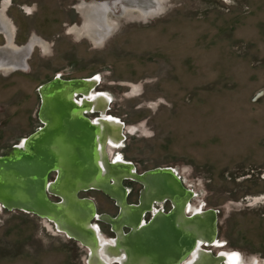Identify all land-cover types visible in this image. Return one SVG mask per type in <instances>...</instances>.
Segmentation results:
<instances>
[{
  "label": "rangeland",
  "instance_id": "rangeland-1",
  "mask_svg": "<svg viewBox=\"0 0 264 264\" xmlns=\"http://www.w3.org/2000/svg\"><path fill=\"white\" fill-rule=\"evenodd\" d=\"M54 76L95 78L122 133L109 159L170 167L192 191L186 213L215 210L212 254L264 264V0H0V155L42 126L37 89ZM122 185L136 202L140 185ZM78 195L116 214L104 193ZM88 253L46 219L0 207V264H90Z\"/></svg>",
  "mask_w": 264,
  "mask_h": 264
},
{
  "label": "bare ground",
  "instance_id": "bare-ground-1",
  "mask_svg": "<svg viewBox=\"0 0 264 264\" xmlns=\"http://www.w3.org/2000/svg\"><path fill=\"white\" fill-rule=\"evenodd\" d=\"M53 79H55L54 83L47 84ZM94 84L95 81H88V79L86 78L61 79L59 78V76H54L50 80L39 85L38 88L43 97L40 116L46 122L44 123L45 126L41 129L40 132L32 135L31 137L28 138V136L33 132L23 138L24 140L15 148L16 151L14 152V158L17 159L16 157L25 156V153L31 155L27 156L28 159L26 160H19L18 158L17 160L19 161L14 162L13 169H8V167L6 166V162L0 160V198L2 199L3 204L8 205L13 202V200H25V202H29L32 197L34 198V202L36 204L39 194L37 192L39 183L36 179L38 176V169L32 168L33 170L24 172V165L21 164L23 162L26 166H29L31 162H34L32 164L33 167H39L40 164L44 165V160L47 159H42V161L40 162L35 161L39 156L38 152L44 155H47V153L50 155L51 160L55 161L57 172L55 174V181L51 182V180L50 182H48V184H46V188L49 191L58 193L61 196V200L54 205L44 200V202H46L47 210H43V213H46V215H48L50 218H53L59 229H62L69 235L78 238L81 242L85 243L90 248L91 251H89V260L91 262L93 260L92 255L96 253L97 241L99 240L96 238L94 231L91 228L87 227L88 224L90 225V220L93 214H95L92 201L89 199H80L75 193L76 189L82 186L81 184L75 186V183L72 179L74 174L76 175V170L80 169V164L83 163L82 165H84L83 167L85 168L84 172L82 173L83 177L86 176L85 180L82 181L85 185L102 188L104 191L108 192L111 196L116 198L122 209L130 208L126 205V203H123L121 195V192L123 190H121V186L118 187L119 192H116L112 190V183H110L109 181H106L105 183L99 182L102 176V169L100 168V165L98 163L99 145L97 142L98 133L101 131L100 128L83 115V110L86 109L84 108L85 105L76 103L77 105H75L74 108L66 105L68 104V102H70V104H72V102H75L73 98L74 94H82V92L86 93L93 88ZM50 102L53 104V109H49ZM64 110L66 111L65 115L68 114L70 120H74V123H76V125L86 128L85 125L81 122H83V120H87L90 122L89 124L96 128V131L89 134V132L84 129V133L81 132L79 134H76V131L73 132L76 127L74 128L73 125H71V127L70 125L68 126L69 121H65L63 115ZM42 130H46V132ZM69 130L72 131L71 134L73 136V139L67 138V132ZM104 137L106 138V136ZM37 149L39 151L35 153ZM11 154H13V152ZM91 157H93L94 161L91 160ZM90 163L93 165H91ZM106 168L108 169V167ZM21 169H23V171H21ZM81 172H79L78 174H80ZM127 177H131L137 182H143L145 190L147 192L152 191L153 195L156 196L155 198L165 197L173 202L174 209L172 210V214H174L173 219L175 229L181 231L182 233H184V235H186L187 238H190L194 241V246L191 249L190 253L196 246L197 231L198 233H203L206 236V240L208 242L214 240L216 230L214 227V212L208 211L206 213L204 212L201 216L199 215L194 217H186L184 215V208L185 203L189 199V197L186 196L188 192H181L177 183L178 179L170 172V170L165 168H156L142 175L136 174L134 172L131 176ZM188 195L190 196V193ZM148 196H150V194ZM151 199L153 198L150 197L147 202L144 199H141L140 206H138L139 204L137 206H133L135 208H139L140 212H137L133 216L130 214L127 217V220H129L128 222L125 221V217H122L123 221L125 222L122 224L118 223L114 225V221L117 220L118 217L116 219H113L107 215L101 216L103 220H111V222L113 223L112 226H114V229L116 231H120L123 224L127 225L131 229L128 234L122 235V237L126 241V244L129 246V251L128 254H126L127 260H123V262L121 260L120 264H179L181 262L177 261L168 263L169 257L167 258V261H165V259L163 260V257L167 255L163 254L159 249H157L147 241L152 233H154L156 229H160V226L163 224V219H157L150 222L149 224L142 225L140 219H138V217L141 216V213L149 208L148 205ZM159 215L164 216V214ZM159 215L157 214L156 216ZM161 222L162 224H160ZM165 235L170 234H168V231H165ZM98 237L100 236L98 235ZM173 242L174 241L172 240V243ZM101 245L103 244L101 243ZM202 252L200 253L202 254ZM105 253L106 252L103 251L102 254H104V258H107L106 260L108 261L110 258ZM196 255L197 254L195 253L192 256V260H194ZM122 256L123 255L121 253L116 257V259H118L119 261L120 257ZM186 258L182 262H184ZM215 260L219 261L221 260V257L212 258V260H210L208 264H214ZM160 261L162 263H160ZM107 263L108 262H101L100 264Z\"/></svg>",
  "mask_w": 264,
  "mask_h": 264
},
{
  "label": "flooded vegetation",
  "instance_id": "flooded-vegetation-1",
  "mask_svg": "<svg viewBox=\"0 0 264 264\" xmlns=\"http://www.w3.org/2000/svg\"><path fill=\"white\" fill-rule=\"evenodd\" d=\"M98 12H100V9L97 7V10ZM101 13V12H100ZM10 59V58H9ZM4 60V59H3ZM5 61V60H4ZM14 63H16V61H14ZM53 78V77H52ZM59 78H61L59 76ZM90 77H86V79H88V81H95V78H91L89 79ZM82 92V96H84L80 103H77V104H81V105H85L84 108H86L85 110H83V115L86 116L89 120L93 121L89 116H87V114H85L86 112H100V115H97L96 116V119L92 122L93 124H95L96 126H98L100 128V132L98 133V163L100 165V168L102 169V176L99 180L100 183H105L106 181L108 182L109 179H112V181L110 180L109 182L112 183V190L116 191V192H119V189L118 187L121 186L120 184V180L124 177H127V176H131L134 172L136 174H139V175H142L143 173H146L150 170H153V169H156V168H165V169H168L170 170V167H154V168H150V169H146V170H143L141 172H137L136 170L133 169L132 167V163L131 162H128V161H125L123 160L120 156H117V158H115L114 160H111L109 159L107 153H106V147L108 146V144H112V145H117L120 141H121V138H122V133L120 131V124H117L116 122H113L111 121V119H108V118H105V115L106 114H103L104 113V110H105V103L103 102V100H101L100 97L96 96V95H93L94 91L89 90L88 92L84 93ZM75 95V94H74ZM74 98V96H73ZM75 99V98H74ZM93 104V105H92ZM90 112V113H91ZM104 115V116H103ZM101 120V121H100ZM99 121V122H97ZM110 121V122H108ZM103 126V127H102ZM105 126V127H104ZM109 127V128H108ZM117 128V129H116ZM111 131V132H110ZM116 131V132H114ZM107 134V135H106ZM106 136V138L104 137ZM108 136V137H107ZM113 138V139H112ZM104 145V146H103ZM103 149V150H102ZM102 150V151H101ZM105 151V152H104ZM103 155V156H102ZM103 159V160H102ZM105 163V164H104ZM106 165V166H105ZM115 166V167H114ZM127 166V167H126ZM129 166V167H128ZM108 167V169L106 168ZM107 169V170H106ZM131 170V171H130ZM110 171V172H109ZM112 172V173H111ZM171 172V170H170ZM104 173V174H103ZM172 173V172H171ZM126 174H129V175H126ZM119 175V176H118ZM175 176V175H174ZM111 177V178H110ZM107 179V180H106ZM127 181H132L134 182L133 180H130V179H125ZM135 183L139 184V182L135 181ZM140 185V184H139ZM140 201L141 199H144L146 202L149 200L150 197H152L153 199H151L149 201V208L147 210H149L148 212H151L152 213H147L146 215H149L147 219H150L153 216L157 215V214H166L167 212H169L170 210L174 209V204L173 202L168 199V198H155L156 196L153 195V192H147L145 190V186H142L140 185ZM114 188V189H113ZM150 194V196H148ZM139 195V193H138ZM78 198H79V195H78ZM138 198V196H137ZM148 198V199H147ZM84 199H89V198H84ZM167 199V200H166ZM90 200V199H89ZM189 200V199H188ZM92 201V200H91ZM155 202V203H153ZM159 202V203H158ZM165 202H168L169 204V209H167L166 211L164 210L163 207H161V209L157 210L158 208L155 209V204L158 203L159 204H162V203H165ZM189 202V201H187ZM187 202L185 203V206L187 204ZM153 203V204H152ZM115 204V203H114ZM139 204V205H138ZM189 204V203H188ZM126 205L129 206L130 208H124L122 209L121 208V205H120V214H119V217L117 218V220H115L114 222V225L115 224H122L124 223L125 221H129L127 220L128 216L131 214L132 216L134 214H136L137 212H140V209L139 208H135L133 206H140V202H128L126 201ZM116 206V213L118 212V209L119 207ZM160 207V206H159ZM172 208V209H171ZM188 208H190V204L188 205ZM132 210V211H131ZM146 211V210H145ZM143 211L141 213V215L145 212ZM208 211H212V209H201V208H197L195 207L191 213H186V209L184 208V215L186 217H194V216H201L204 212H208ZM124 212V213H123ZM128 212V213H127ZM97 215H100V218L101 216H109L111 218H115L116 217V214L115 215H110L106 212H99L97 213ZM122 217H125V221H123V218ZM141 224H146L145 222L141 221ZM88 228H91L95 235H96V238L99 240L97 241V249H96V253L92 255V262L94 264H100L101 262L105 263V262H108L106 259L107 258H104V254L103 251H105L106 255L112 259L109 263L107 264H111V262L113 260L114 263L116 264H120L121 263V260L123 262V260H127V255L128 254V249H129V246L126 244V241L125 239L122 237V235H126L130 232V227L129 229L127 230V232L123 231V227L120 229V231H116L114 229V226L113 229H114V234L112 236V239L109 240V241H104V239H102L101 237H98L97 235V232L95 230V227L94 226H91V225H87ZM116 228H117V225H116ZM196 236H197V239H196V246L195 248L193 249V251L190 253V255L186 258V260L184 262H180L181 264H208L210 262V260H212V258H219L221 257V260L217 261L215 260L214 264H223V261L225 262V254L227 253H233V252H236V251H231V252H226V251H223L221 250L220 252H218L217 256H213L209 251V247H211L214 243V240L211 241V242H208L206 240V236L203 234V233H198V231L196 232ZM118 236V237H117ZM203 237V238H202ZM215 239V238H214ZM101 243L103 245H101ZM99 245V246H98ZM112 246V247H111ZM121 246V247H119ZM89 248V247H88ZM116 251H115V249ZM121 248V249H120ZM90 249V248H89ZM108 249V250H107ZM113 249V250H112ZM91 251V250H90ZM198 251V252H197ZM203 251V252H202ZM118 252V253H117ZM120 252V253H119ZM202 252V254L200 253ZM122 253V257H120L119 261L115 258L117 257L118 255H120ZM197 254L194 258V260H192V256L194 254ZM204 253V254H203ZM99 254V255H98ZM111 254V255H110ZM199 254V255H198ZM103 257H102V256ZM201 255V257H200ZM113 256V257H112ZM106 257V256H105ZM201 258V259H200ZM97 261V262H96ZM118 261V262H116ZM237 261L239 262V264H248V263H245L241 260L240 258V255L238 254V259ZM179 263V264H180ZM226 264V262H225Z\"/></svg>",
  "mask_w": 264,
  "mask_h": 264
},
{
  "label": "water",
  "instance_id": "water-1",
  "mask_svg": "<svg viewBox=\"0 0 264 264\" xmlns=\"http://www.w3.org/2000/svg\"><path fill=\"white\" fill-rule=\"evenodd\" d=\"M54 80L55 79L49 81L47 84L54 83ZM65 82H67V81H65ZM68 82H70V81H68ZM38 93H39V97H40V105H39V111H38V119L42 123V127L39 128L37 131L33 132L32 134H30L28 136V138L31 137L32 135L40 132L41 129L44 128V126H45L44 123H46L41 118V116H40V109L42 108L43 97H42V95L40 93L39 88H38ZM76 94H79V93H76ZM47 102H48V100H47ZM76 103L77 102H72V104H70V102H68V104H66V105L74 108L75 105H77ZM51 108L53 109V104L50 102L49 103V109H51ZM65 113H66V111L64 110V114L63 115H64L65 121L66 122L69 121L68 122V126L70 125V127H71V125H73L74 128L76 127L74 129V131H73V132L76 131V134H79L81 132L84 133L85 130H87L89 132V134L91 132L93 133V132L96 131V128L94 126H92L91 124H89L90 123L89 121L83 120V122H81V123H83L86 128L80 127V126L76 125V123H74L75 122L74 120H70L69 115L68 114L65 115ZM70 121H72V122H70ZM42 131H45L46 132V130H42ZM71 133H72V131H70V130L67 132V135H68L67 138L68 139H70V138L73 139L72 138L73 136H72ZM38 151L39 150L37 149L35 151V153H37ZM14 152H13V154L5 155V156H0V160H3L4 162H6V166L8 167V169H10V168L13 169L14 162H17V161H19L21 159L26 160V159H28L27 156L31 155V154L25 153V156L16 157L17 159L19 158V160H17V159L14 158L15 157L14 156L15 155ZM38 155L39 156H38V158H36L35 161H39L40 162V161H42V159H47L48 161L47 160H44V163L45 164L44 165L40 164L39 167H33L32 164L34 162H31L29 164V166H26L25 163H23V162L21 164V165H24V167H23V169L25 168L24 169V172L25 171L28 172V171H31L33 169H38V171H37L38 176H37L36 179H37V181L39 183V187L37 188V192L39 194H38V199L36 201V204L34 202L35 200H34L33 197H32V199L29 200V202L28 201L25 202V200L24 201H22V200L21 201L20 200H13V202L10 203L11 205L10 204L4 205L3 202H2V199L0 198V204H1V206H3L5 209H8V210L27 211V212H30V213H32V214H34V215H36V216H38L40 218L46 219L47 221H49V222H51L53 224V226L55 227L56 230H58L59 232L63 233L67 237H69V238L77 241L79 244H81L82 246H84L88 250V252H89L90 249L88 248V246L85 243L81 242L78 238H76V237H74L72 235H69L66 231H64L62 229H59L57 227L54 219L53 218H50L48 215H46V213H43L44 212L43 210H47L46 202H44V200H46L50 204L54 205V204L58 203L61 200V196L58 193H56V192H52V191L47 190V188H46V184H48V182H50L48 180L49 174L51 172H55V174H56V172H57L56 171L57 168L55 166V161H52L51 160L50 155L48 153H47V155H44V154H41V153L38 152ZM91 160L94 161L93 160V157H91ZM49 161H50V163H49ZM82 164L83 163L80 164L81 165L80 169H77L76 170V175L74 174V176L72 177L73 182L75 183V186L76 185H80V184L82 185V186L78 187V189H76V191H75L76 195H78L80 191L87 190V189H90V188L98 189V190L102 191L103 193L107 194L111 199H113L115 201L117 207H119L118 212L116 214V217L113 218V219H116L117 217H119V214H120V204H119V202H117V200H116L115 197L111 196L108 192L104 191L102 188H100V187H92V186H89V185H85L82 182V181L85 180V177H86V176H84V177L82 176V173L85 170V168L83 167L84 165H82ZM91 165H93V164H91ZM23 169H21V171H23ZM79 172H81V173L78 174ZM129 178H131V177H129ZM55 179L56 178L54 177L51 182H54ZM110 180L112 181V179H109L108 181H110ZM121 180H120V184H121ZM177 183H178V186H179V189L181 190V192H185V193L188 192V194L190 193V196L188 194H186V196H188L190 198L191 197V192L189 190L185 189L179 180L177 181ZM139 184L144 186V183L141 182V181H139ZM72 185H73V183H72ZM121 188H122L121 190H123L121 192L122 200H123V203L125 204L126 203L125 189L122 186H121ZM49 195L55 196L57 198V201H52L51 198L49 197ZM80 199H84V198H80ZM137 202H140V192H139V195H138V198H137ZM92 204H93V202H92ZM93 206H94V204H93ZM172 210H170L169 212H167L166 214H164V216H162V215L160 216L159 214H158L159 216H156V215L155 216H152L151 219L149 220V222L147 223V224H149L150 222L155 221L157 219L158 220L159 219H163V221H162L163 224H162V222L160 223V224H162L160 226V229L159 228L156 229V231H154V233H152V235L148 238V240H149L150 244H152L157 249H159L163 254H166L167 255V256L163 257V260L165 259V261H167V258L169 257L168 258V263L177 262V261H183L189 255L191 249L194 246V241L193 240H191L190 238H187L186 235H184V233H182L181 231L175 229V227H174V219H173V217H174L173 215L174 214H172L173 213ZM94 213H95V206H94ZM93 216H94V214H93ZM141 216H139L138 219L141 220ZM98 218H99V220L105 221L107 224H109V226L111 227V229L113 230V232H115L114 229H113V227H112V224L113 223L111 222V220L110 221L109 220H106V219L103 220L102 218H100V215L98 216ZM214 218H215L214 219V227L216 229V214H215V212H214ZM122 227H127L129 229V227L127 225H124V224L122 225ZM165 231H168V234H170V235H165ZM215 234H216V230H215ZM172 240L174 241L173 243H172ZM88 255H89L88 256L89 257L88 258V263L94 264L93 262H91L89 260L90 259V252L88 253ZM160 263H162V262L160 261Z\"/></svg>",
  "mask_w": 264,
  "mask_h": 264
}]
</instances>
